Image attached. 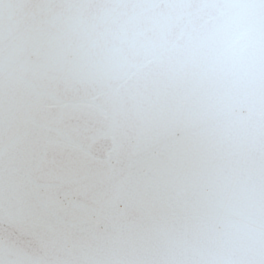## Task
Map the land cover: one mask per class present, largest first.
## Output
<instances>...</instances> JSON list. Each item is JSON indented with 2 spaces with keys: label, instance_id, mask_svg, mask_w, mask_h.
I'll return each mask as SVG.
<instances>
[{
  "label": "snow or ice",
  "instance_id": "6c2138e0",
  "mask_svg": "<svg viewBox=\"0 0 264 264\" xmlns=\"http://www.w3.org/2000/svg\"><path fill=\"white\" fill-rule=\"evenodd\" d=\"M0 264H264V0H0Z\"/></svg>",
  "mask_w": 264,
  "mask_h": 264
}]
</instances>
